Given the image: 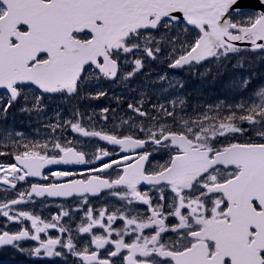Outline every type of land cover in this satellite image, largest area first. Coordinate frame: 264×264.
<instances>
[{
	"label": "snow or ice",
	"instance_id": "6c2138e0",
	"mask_svg": "<svg viewBox=\"0 0 264 264\" xmlns=\"http://www.w3.org/2000/svg\"><path fill=\"white\" fill-rule=\"evenodd\" d=\"M261 64L264 0H0V249L52 264H264ZM192 80L222 81L223 98L192 101ZM55 97L66 111L50 114ZM16 113L44 135L18 130ZM48 198L64 203L44 217Z\"/></svg>",
	"mask_w": 264,
	"mask_h": 264
},
{
	"label": "flooded vegetation",
	"instance_id": "af4514ba",
	"mask_svg": "<svg viewBox=\"0 0 264 264\" xmlns=\"http://www.w3.org/2000/svg\"><path fill=\"white\" fill-rule=\"evenodd\" d=\"M14 124L15 127L27 133L30 138H41L44 135L43 130L41 129L40 125L32 120L29 117L16 113L14 115ZM155 162H163L160 160L159 157L156 158ZM53 170H64V169H71L73 171H80L86 166L84 165H59V166H50ZM47 171V170H46ZM55 179V178H53ZM33 182H42L39 178H32ZM47 183V181H43ZM3 190L0 189V196H2ZM9 194H11V190H9ZM48 206L43 207L40 209V214L44 217H48L50 214H55L57 212L56 205L60 203H64L61 198H48L47 200ZM105 203L104 200H94L95 207H100ZM109 208L111 209L113 206L120 207V203L115 198H109L107 201ZM22 208H27L28 206L21 205ZM27 223V222H26ZM6 221L3 217H0V228H4ZM75 227V225H73ZM18 228V225L12 224L10 222L7 223V229L15 231ZM52 235H56L55 230L51 231ZM35 245V242H26L25 246ZM54 258H30L26 254L19 253L18 251L12 249L10 246L0 249V264H52V260ZM57 264H60L57 261Z\"/></svg>",
	"mask_w": 264,
	"mask_h": 264
},
{
	"label": "rangeland",
	"instance_id": "374dc122",
	"mask_svg": "<svg viewBox=\"0 0 264 264\" xmlns=\"http://www.w3.org/2000/svg\"><path fill=\"white\" fill-rule=\"evenodd\" d=\"M163 66H157L154 69V74L156 72H159L161 70ZM179 71V70H178ZM256 71L258 72H264V64H261L258 66V68L256 69ZM181 72V71H180ZM185 77L187 76V73L183 72ZM230 74V73H229ZM177 78V79H181ZM228 78V76L226 75L223 79L226 80ZM193 84H191V90L197 89L202 87L203 90V95L197 97L196 95H193L191 97L192 101H195L196 99H199L201 103H213L217 97L223 98L222 96V92H221V86H222V81H218L215 84H212L210 81H204L203 83L200 80H192L191 81ZM114 91L119 94L120 93V89L119 88H114ZM102 102L100 103V105H106L109 103V101L106 100H101ZM99 101H95L92 102L93 107H96L97 103ZM49 104V112L51 114V112L53 110H55L57 107H60L63 110V106L65 105L61 100H56V101H48Z\"/></svg>",
	"mask_w": 264,
	"mask_h": 264
}]
</instances>
